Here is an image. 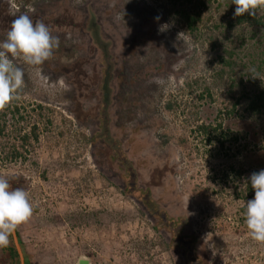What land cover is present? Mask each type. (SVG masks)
<instances>
[{
    "label": "rangeland",
    "instance_id": "rangeland-1",
    "mask_svg": "<svg viewBox=\"0 0 264 264\" xmlns=\"http://www.w3.org/2000/svg\"><path fill=\"white\" fill-rule=\"evenodd\" d=\"M179 5L0 0V42L22 14L59 38L43 64L17 61L24 85L0 111V176L25 189L33 208L0 248V264H192V256L195 264H264V245L245 224L255 194L237 196L247 184L231 171L264 170V121L226 115L224 125L246 138L225 147L194 131L237 99L218 89L214 102L201 97L214 50L200 36L206 26L195 37L178 22ZM216 5L214 20L224 13Z\"/></svg>",
    "mask_w": 264,
    "mask_h": 264
},
{
    "label": "trees",
    "instance_id": "trees-1",
    "mask_svg": "<svg viewBox=\"0 0 264 264\" xmlns=\"http://www.w3.org/2000/svg\"><path fill=\"white\" fill-rule=\"evenodd\" d=\"M173 4H177L178 9L176 13L179 23H183L188 27V31L191 35L199 37L200 26H206V33L200 34L201 37H206L210 44V48L214 50L212 53V59L208 61L214 67L213 82L207 84L205 92L201 97L207 95L210 98V102H214L217 99L214 97L213 90L218 89L225 91L230 99H237L232 103L231 109L223 107L217 109L215 121L204 122L197 126L195 132H200L206 137V142L213 143L217 138L220 140L223 147L227 143H240L245 134L233 131L230 127L224 125L225 116H234L240 112V116L248 115L256 117L261 121H264V83L259 78H253L251 76V69H255L256 73L260 76H264V13L258 14L253 17L249 14H245L241 17H234L236 5L232 3V0H170ZM208 2L210 4H208ZM217 3V12L223 10L224 13L220 17L214 20L213 13L210 12L211 4ZM209 10V13L204 15L205 11ZM213 29L209 33V30ZM231 30L233 33L228 35L223 32L220 38V30ZM259 31V34L257 32ZM96 36V33H95ZM98 40V39H97ZM96 40V41H97ZM263 41V44L261 43ZM99 41H97L98 43ZM202 44V43H201ZM102 50L107 53L105 46L100 45ZM107 55V54H106ZM207 63V61H206ZM107 72V78L103 85L106 93H108V80L111 75V71ZM227 101V100H226ZM226 101L223 104H226ZM196 114V120H203L199 111L194 112ZM5 129V128H4ZM1 133L3 130H0ZM32 135L35 139H38V128L34 127ZM31 134H26L23 143L25 144L30 140ZM242 147V148H241ZM238 151L246 150L248 143L246 142ZM263 148V147H261ZM11 156L10 153L6 155ZM130 170V169H129ZM132 170V169H131ZM235 173V179L246 182L245 189H239L237 187V196H251L255 194L250 184V177L254 172H259V167L251 168V170L235 169L231 167V171ZM132 173V172H131ZM133 176L130 177L131 180ZM175 233H178L179 226L174 228ZM13 248V249H12ZM12 255L19 256L16 247L12 245ZM192 264H195L194 257L190 259Z\"/></svg>",
    "mask_w": 264,
    "mask_h": 264
},
{
    "label": "clouds",
    "instance_id": "clouds-1",
    "mask_svg": "<svg viewBox=\"0 0 264 264\" xmlns=\"http://www.w3.org/2000/svg\"><path fill=\"white\" fill-rule=\"evenodd\" d=\"M232 3L236 5L234 17L246 13L255 17L257 13H264V0H232ZM155 19L159 21L160 17ZM168 29L169 24L165 23L160 25L159 32ZM58 46L59 38L42 21L34 23L27 14L12 21L7 38L0 42V111L19 98L24 85V69L17 61L39 66L53 56ZM250 71L254 79L264 81V76L256 73L255 69ZM250 184L255 197L246 203L245 224L251 239L264 245V170L254 172ZM32 213L29 193L23 188L13 189L9 180L0 176V248L9 245V237L30 220Z\"/></svg>",
    "mask_w": 264,
    "mask_h": 264
},
{
    "label": "water",
    "instance_id": "water-1",
    "mask_svg": "<svg viewBox=\"0 0 264 264\" xmlns=\"http://www.w3.org/2000/svg\"><path fill=\"white\" fill-rule=\"evenodd\" d=\"M13 235H14L15 240H16V238L18 237L16 231H15V233H14ZM17 244H18V243H17ZM17 249H18L20 255L22 256V253H21V251H20V248L18 247ZM78 263H79V264H91V263H90V260L87 259V258H80L79 261H78Z\"/></svg>",
    "mask_w": 264,
    "mask_h": 264
},
{
    "label": "flooded vegetation",
    "instance_id": "flooded-vegetation-1",
    "mask_svg": "<svg viewBox=\"0 0 264 264\" xmlns=\"http://www.w3.org/2000/svg\"><path fill=\"white\" fill-rule=\"evenodd\" d=\"M19 253V252H18ZM20 254V253H19Z\"/></svg>",
    "mask_w": 264,
    "mask_h": 264
}]
</instances>
